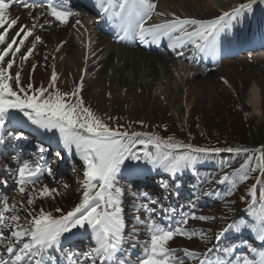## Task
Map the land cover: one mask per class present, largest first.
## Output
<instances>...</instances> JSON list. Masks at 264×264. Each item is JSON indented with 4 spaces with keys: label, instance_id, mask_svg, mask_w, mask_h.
<instances>
[{
    "label": "snow or ice",
    "instance_id": "6c2138e0",
    "mask_svg": "<svg viewBox=\"0 0 264 264\" xmlns=\"http://www.w3.org/2000/svg\"><path fill=\"white\" fill-rule=\"evenodd\" d=\"M257 2L246 0L212 19L181 17L173 12L168 14L170 18L158 23L150 22L154 16H165L163 11H158V0H96L95 6L102 19L115 25L117 41L138 38L142 43L149 40L159 43L167 39L169 48L191 45L196 52L215 57L222 37L231 30L233 22L252 12ZM16 5L31 18L30 23H21L19 15H10V8ZM37 9L42 11L37 13ZM78 16L65 0H0V146L7 142L4 133L24 140L27 137L23 129L31 127L41 134L55 135L62 149L74 152L84 164L78 202L69 210L55 207L49 211L37 201L63 197L69 184L50 187L41 181L43 175H53V167L44 159L43 146L38 148L37 160L23 158L13 147L8 162L0 165V172L6 173L0 175V186L7 188L8 177H14L12 187L16 193L11 199L8 195L0 197V264H59V258L50 254L53 251H60L68 264H188L189 261L191 264H264V248L253 246L247 239H241L239 245L234 242L247 231L264 243V145L251 150L252 155H248V148H227L228 152L244 153L246 159L238 168L205 181L226 185V190L199 191L187 204L179 205L180 211L165 205L161 198H153L147 191L132 192L135 212L129 228L123 208L125 191L118 186L117 178L123 168L128 169L129 175L137 174L140 165L129 166L127 162L143 161L153 170L161 169L176 177L185 169L195 171L201 159L225 149L197 147L173 136L165 138L154 132L129 131L123 125L113 127L97 115L83 97L90 55L95 57L93 63L99 60L92 50L90 37L83 67L70 91L58 86L59 72L55 64L46 86L43 82L37 86L31 79L37 63L31 64L29 80L24 83L25 65L35 55L37 46L44 45V38L37 30L68 26L75 18L72 27L87 32ZM64 43L61 41L54 51L59 52ZM177 55L184 53L178 51ZM48 58L46 55L45 61ZM52 59L55 60L54 55ZM221 79L229 84L226 78ZM114 119L118 118L107 117L108 121ZM137 123L143 124V121ZM9 126L12 131H8ZM61 155V151L55 152L57 159ZM250 179L255 182L247 187L246 195L239 196L246 204L247 216H230L236 212V201L229 198L238 185ZM160 188L165 193L173 190L167 180L161 182ZM176 194L179 195L178 190ZM213 195L223 202L225 214H197V201L202 196ZM185 208L189 210L184 211ZM190 221L218 222L219 227L215 231L190 228ZM80 229L91 230L94 246L81 255L64 250L62 240ZM177 237L189 241L198 238L211 246L203 251L173 247ZM242 248L249 254H237ZM214 252L219 254L213 258Z\"/></svg>",
    "mask_w": 264,
    "mask_h": 264
},
{
    "label": "rangeland",
    "instance_id": "374dc122",
    "mask_svg": "<svg viewBox=\"0 0 264 264\" xmlns=\"http://www.w3.org/2000/svg\"><path fill=\"white\" fill-rule=\"evenodd\" d=\"M240 18L243 21L241 25H239ZM240 18L233 22L236 30H239L240 33H244V29L248 26L251 27L248 33L258 32L262 26L264 27V2L258 0V2L253 6L252 12H246ZM255 21L259 26V29L256 31L252 29L254 28ZM30 22L31 21H26V23ZM59 28L61 27H51V29L56 30ZM40 31L41 34L39 30H37V33L43 36L45 41V34L47 31ZM243 35L244 37L240 34V37H243V39L248 38L246 34ZM42 46L43 45L37 46L36 57L33 61L32 57L24 67L22 74L24 83H27L29 80L32 63L38 64L35 73L31 74L33 83L37 86H39L41 82H43L45 86L48 83V74L50 72V68L52 67V62L50 60V56H48V60L45 61L44 57L46 54L40 51V47ZM260 49V47L255 48L254 53H257L258 56L250 58L246 57V52L245 55H242L244 53H235L234 60L229 62L230 64L228 65L227 72H221L220 66H218V69L208 72H199L198 70H194L195 78L191 75L184 80V85L176 86L174 91L172 89L169 90V92L171 91L173 94L176 92L177 95H182L184 92H190L192 95H195V92L197 91L198 96L195 100H193V103L190 105L187 113H184L183 111L175 113L170 109L172 101H179L180 97L173 100V96L170 98L167 96V100H170L169 102L165 101L164 95L162 94L149 98L138 89V86H133L130 89L126 100L127 102L125 103L120 101V97H123L124 91L122 87H117L113 93V88L110 86L102 87L99 90L96 86L97 84H94L95 86L92 87L85 84L83 97L86 104L89 105L97 115L103 117L105 121L110 123L113 127L123 125L129 131L154 132L159 135H161L159 133L161 132L163 133L162 136H173L175 139L188 140L187 142L191 144L196 141L198 142L199 139L206 140V142L209 143L213 140H217L218 137L223 138L233 135L234 138H232V144L234 145H254L260 148L261 145H264V141H262L264 138V53H261ZM45 64L48 65L47 68L44 67ZM12 71L15 72L16 69L14 68ZM64 71L63 77L68 74L66 70ZM221 77L226 78L229 81V84L226 85ZM198 81H202L203 83H199ZM58 86L62 90L70 91L73 85L69 81L59 80ZM252 86L256 87L257 94L259 96L258 98L260 100V110L258 112H252L251 105L247 104L245 101L247 91ZM109 93L114 95L111 96ZM108 116L118 119L108 121ZM137 121H143V124L137 123ZM217 131H220V133ZM242 133L246 135V140L240 138L239 136H235L236 134ZM222 152L219 156L211 153L207 157L203 158L206 159L205 163L209 164V166H202V163H197L196 166L204 168L202 170L200 169V172L202 171L204 173L207 172V174H211L208 179L211 177L218 178L223 171H231L232 169L238 168L239 165L246 159V156L242 152L239 154L236 152ZM248 155H252L251 150ZM63 158L64 152L58 160L62 161ZM80 161H77V164H74L72 168L68 169L69 177L66 181H42L43 183H47L50 187H57L58 184L68 183L69 189L63 197H57L55 200L37 201L38 205H42L49 211L55 207H61L65 210H69L73 206L79 197L78 194L74 192V187L75 185L79 187V184L83 179L84 164ZM127 163L129 166L136 164L133 161H129ZM250 163L254 164L255 161H250ZM211 164H213V166H211ZM217 164H219V167L215 168ZM253 175L255 176L257 174ZM132 176L136 177V175ZM199 180L202 184L200 186H196V184L193 185L194 191L201 186H203L201 191L212 190L213 192H222L226 190V185L208 184L205 182V177L203 176H200ZM253 182L255 181L250 179L245 184L237 186L233 196L229 198L236 201V212L234 214H229L230 216L234 215L239 217L246 212V204L244 201L239 200V196L246 195L247 187H249ZM126 183L132 184L129 182ZM122 188L126 194H129V196H127L129 201L130 199L134 200L131 193H137L136 189L126 186H123ZM15 195L16 193L14 192L12 197ZM126 202L127 201L124 203ZM123 208L124 214L127 215L130 207L125 205ZM188 210L189 209H186L185 211ZM195 211L197 214H215L217 216L225 214L223 202L219 201L215 195L208 197L202 196L201 199L197 201V208ZM54 215L57 214L54 213ZM128 221L129 220L127 219V222ZM188 227L196 229L212 228L215 231L219 227V223L190 221ZM175 240L176 243L182 244L192 242V240L189 241L180 237H177ZM193 240L195 242H192L191 245H195L197 247H192L201 251L211 245L206 244L198 238H194ZM261 247L264 248V244ZM188 263L191 262L189 261Z\"/></svg>",
    "mask_w": 264,
    "mask_h": 264
},
{
    "label": "bare ground",
    "instance_id": "6f19581e",
    "mask_svg": "<svg viewBox=\"0 0 264 264\" xmlns=\"http://www.w3.org/2000/svg\"><path fill=\"white\" fill-rule=\"evenodd\" d=\"M242 2H246V0H158V11H163L165 16H154L150 22H161L166 18H170L168 14L173 12L181 17L210 19L219 15L221 11L230 10ZM17 15L21 17V23L31 21V18L25 11L19 10ZM77 18L82 20L84 27L88 30L87 32H84L83 29H78V27H72L74 22H71L68 26L57 30L48 28L45 30L48 33H44L45 43L40 47V51L51 57L52 65L55 64L59 72V80L72 83L74 79H78L80 69L83 67V56L88 51L86 45L90 37L93 41L92 50L97 53L99 60L93 63L95 57L89 54L88 75L85 82L87 86L90 85L92 87L95 86L94 84H97L96 86L99 90L102 87L110 86L113 88V93L117 87H122L124 91L123 97H120V101L123 103L127 102L130 89L133 86H138V89L149 98L162 94L165 101L169 102L170 100H167V96L169 98L173 96V100L180 97L179 101H172L170 109L175 113L181 111L187 113L189 111L190 105H192L193 100L198 96L197 91L195 95H192L190 92H184L182 95H177L176 92L174 94L171 91L169 92L171 89L174 91L176 86L184 85V80L187 77L192 75L195 78L194 70L187 68V62L179 59V56L172 57L163 55V53L158 54V50L147 49L149 52H146L137 48L120 46L99 32L98 27L102 18L97 19L86 15H80ZM39 32L41 34L40 30ZM61 41H65L66 43H64L59 52H55V48ZM137 42H140V40ZM150 42L149 40L148 43ZM168 43L167 39L160 42L164 46H168ZM143 44L142 46H146L145 43ZM158 47V44H156V48ZM167 48L171 52L173 51V53L179 51L178 49ZM191 52H193V62H200L204 58L211 59L210 63L214 62V57L212 56L209 57V55L204 53H198L193 48ZM36 55L35 52L33 57L35 58ZM53 55L55 56V60L52 59ZM229 64L227 61L223 62L220 71L227 72ZM64 70L68 72L65 77H63ZM50 73L51 68L48 76H50ZM198 82L203 83L202 81ZM113 95L111 94V96ZM246 95L245 101L251 105L252 112H258L260 110V100L256 87H250ZM205 178L207 179V177ZM74 188V192L79 194V187L75 185ZM192 242L195 241L192 240ZM177 246L182 245L179 244ZM186 247H191V245L187 244Z\"/></svg>",
    "mask_w": 264,
    "mask_h": 264
},
{
    "label": "trees",
    "instance_id": "16d2710c",
    "mask_svg": "<svg viewBox=\"0 0 264 264\" xmlns=\"http://www.w3.org/2000/svg\"><path fill=\"white\" fill-rule=\"evenodd\" d=\"M218 133H220V131H217ZM206 136V135H205ZM235 136H239L240 138H243L244 140H246L247 138L246 135L244 133L242 134H236ZM233 135L229 136V137H218L217 140H213L211 142H209V144H212V145H219V144H232L233 142ZM262 141H264V138L262 139ZM205 144L207 142H204Z\"/></svg>",
    "mask_w": 264,
    "mask_h": 264
}]
</instances>
